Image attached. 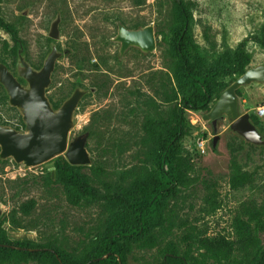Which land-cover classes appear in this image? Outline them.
Wrapping results in <instances>:
<instances>
[{
  "label": "rangeland",
  "instance_id": "374dc122",
  "mask_svg": "<svg viewBox=\"0 0 264 264\" xmlns=\"http://www.w3.org/2000/svg\"><path fill=\"white\" fill-rule=\"evenodd\" d=\"M184 1L195 4L192 35L206 67L229 63L226 56L240 43L250 55L249 67L264 65V0ZM172 4L173 0H0V17L16 29L19 38V42L11 41L10 33L0 31V57L14 71L16 55L6 53L4 41L8 50L21 44L34 68L42 65L50 42L66 50L55 63L47 95L59 105L75 86L90 89L75 111L68 142L86 134L84 147L89 161L84 165L103 167L112 180L141 163L143 122L151 119L158 130L154 110L166 115L180 104L182 93L174 78L176 58L171 46ZM57 15L59 38L53 40L48 31ZM118 21L128 28L153 26L158 36L155 49L142 53L130 47L119 57V43L113 40ZM238 76L221 75L218 80L228 86ZM240 88L239 112L256 116L255 106L264 102V83L253 81ZM148 100L154 102L155 109ZM206 112L185 113L189 134L184 145L193 158L196 182L189 188L177 187L175 194L162 198L149 231L142 237L164 233L163 226L170 228L169 233L154 243L130 242L127 264H160L162 247L178 242L189 231L211 237L221 233L233 239L232 222L240 204L264 207V145L244 140L223 116L217 121L219 137L212 147L210 121L202 118ZM256 118L255 125L264 134V118ZM20 122L19 112L9 105L0 85V123L16 128ZM233 160L251 174V181L237 189L229 184ZM47 174L51 171L46 163L24 167L11 158L0 159V221L14 211L22 224L21 228H11L7 221L2 222L10 241L50 244L82 259L101 248L111 230H127L136 224L130 212L106 199L83 196L80 205L72 204L63 184L55 181V172L51 174L53 182L47 181ZM207 182L214 185L218 206L209 212L205 204ZM260 237L264 246V233ZM117 241L127 243L123 238Z\"/></svg>",
  "mask_w": 264,
  "mask_h": 264
},
{
  "label": "trees",
  "instance_id": "16d2710c",
  "mask_svg": "<svg viewBox=\"0 0 264 264\" xmlns=\"http://www.w3.org/2000/svg\"><path fill=\"white\" fill-rule=\"evenodd\" d=\"M174 34L171 39L172 53L176 58L174 78L182 93L180 104L171 108L169 114L155 109L154 102L148 100L155 109L158 130H155L151 119L143 122L144 134L141 138V163L135 164L119 173L112 180L106 170L98 165H72L62 156L54 157L53 166L55 181L63 184L68 201L80 205L83 196L92 199H106L130 212L136 224L127 230L116 228L103 239L102 247L86 258L75 259L72 252L60 250L50 244L37 243L31 240L10 241L7 231L1 227L7 221L11 228H21L14 211L0 221V264H19L29 261L36 264H127L128 244L154 243L170 228L163 226L164 233L150 234V220L160 208L161 200L167 195L176 193V188H189L196 182L193 158L186 149L184 141L189 134L186 111H208L219 93L227 86L219 81L221 75H241L250 64V55L244 43H240L230 58L229 63L218 68L206 67V59L201 56L192 35L194 2L173 0ZM0 26L9 32L15 42H19L16 29L3 21ZM210 41V37L205 35ZM3 48L10 56L16 55V47ZM0 61L5 62L3 57ZM8 66V65H7ZM9 67V66H8ZM240 87L236 90L240 96ZM54 107L58 103L52 102ZM256 124V116H250ZM20 122L16 128H23ZM85 169L89 171L86 172ZM51 174L46 175L52 181ZM251 181V174L243 171L233 160L229 184L237 189ZM208 190L205 196L207 211L217 209L214 185L206 183ZM24 213L25 210L22 209ZM170 221V220H169ZM235 237L225 234L215 236L199 235L186 232L176 243H166L162 248L160 264H264V246L260 233H264V207L243 202L240 204L232 222ZM123 238L125 242H118ZM148 240V242L146 241ZM8 245H12L11 247ZM104 256V257H103Z\"/></svg>",
  "mask_w": 264,
  "mask_h": 264
},
{
  "label": "water",
  "instance_id": "95a60500",
  "mask_svg": "<svg viewBox=\"0 0 264 264\" xmlns=\"http://www.w3.org/2000/svg\"><path fill=\"white\" fill-rule=\"evenodd\" d=\"M59 22L60 17L57 15L50 24L48 36L53 40L59 38ZM116 26L117 32L113 40L119 43V57L130 47H135L142 53L155 49L158 36H155L153 26L128 28L120 21ZM0 31L9 35L1 26ZM9 39L13 40L10 35ZM64 53L66 50H59L54 42H50L42 65L34 68L27 61L23 47L19 44L14 71L0 61V85L8 97L9 105L16 108L24 124L22 129H17L0 123L1 160L11 158L24 167L46 163L52 176L54 166L50 160L53 157L63 154L72 165H84L89 161L84 147L86 134L73 142H68V135L75 124L78 104L90 89L75 86L57 107H54L47 95L55 63ZM253 81L264 83V65L247 68L219 93L210 109L203 114V120L210 121L214 133L212 147H215L219 137L216 134L217 121L223 116L230 121L229 128L244 140L255 145H264V134L251 121L247 112L241 114L238 109L236 90Z\"/></svg>",
  "mask_w": 264,
  "mask_h": 264
},
{
  "label": "built area",
  "instance_id": "2783aa9c",
  "mask_svg": "<svg viewBox=\"0 0 264 264\" xmlns=\"http://www.w3.org/2000/svg\"><path fill=\"white\" fill-rule=\"evenodd\" d=\"M254 112L256 116L264 118V102L258 106H255Z\"/></svg>",
  "mask_w": 264,
  "mask_h": 264
}]
</instances>
